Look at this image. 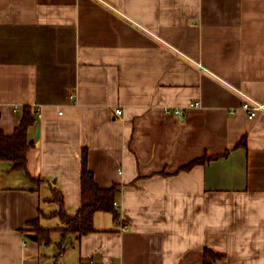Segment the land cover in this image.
Listing matches in <instances>:
<instances>
[{
    "label": "crops",
    "instance_id": "0c3cea01",
    "mask_svg": "<svg viewBox=\"0 0 264 264\" xmlns=\"http://www.w3.org/2000/svg\"><path fill=\"white\" fill-rule=\"evenodd\" d=\"M241 92L264 103V0H0V129L36 118L26 171L0 161V264H53L68 237L64 264H264V114ZM83 149L119 219L29 239L62 226L54 188L76 213Z\"/></svg>",
    "mask_w": 264,
    "mask_h": 264
},
{
    "label": "trees",
    "instance_id": "16d2710c",
    "mask_svg": "<svg viewBox=\"0 0 264 264\" xmlns=\"http://www.w3.org/2000/svg\"><path fill=\"white\" fill-rule=\"evenodd\" d=\"M36 122L34 111L31 106L24 105L20 123L10 135L0 129V161H8L12 164L13 170L27 169V153L34 146V140L29 138V129ZM239 146L246 145L245 140L239 142ZM216 156L204 155L196 158L184 165L181 169L187 170L195 165L204 164L207 160L214 159ZM121 187L113 184L110 187H101L96 182L93 172L88 166V151L82 150L81 155V204L74 215L69 214L64 206L63 193L53 189L49 200L59 205L53 216L60 218L62 226L60 228H44L37 220L31 221L34 225L33 231L37 235V240L50 242L52 231H60L62 236L73 233L80 239L82 236L96 231L94 226V216L98 211L110 212L115 220L119 219V211L114 205L116 196ZM60 242L59 247L63 250ZM222 256L211 249L204 250V264H213Z\"/></svg>",
    "mask_w": 264,
    "mask_h": 264
},
{
    "label": "built area",
    "instance_id": "2783aa9c",
    "mask_svg": "<svg viewBox=\"0 0 264 264\" xmlns=\"http://www.w3.org/2000/svg\"><path fill=\"white\" fill-rule=\"evenodd\" d=\"M241 94L243 96V101L241 103V109L246 113V115L250 119L257 117L260 114H264V103L263 102L255 100L242 92ZM198 104L199 103H196V105ZM166 112L174 113L176 115H182V110L180 109H174V110L167 109ZM116 113L121 114L122 110L117 109ZM114 205L117 207L118 206L117 202H115ZM122 230H126V226L122 227ZM85 264H101V263L98 261V259L95 256H93L89 258Z\"/></svg>",
    "mask_w": 264,
    "mask_h": 264
},
{
    "label": "rangeland",
    "instance_id": "374dc122",
    "mask_svg": "<svg viewBox=\"0 0 264 264\" xmlns=\"http://www.w3.org/2000/svg\"><path fill=\"white\" fill-rule=\"evenodd\" d=\"M57 236L60 237V234L58 232H53L51 239H57ZM61 242V240H60ZM56 244L55 240H52L49 244H50V248L52 249V246H54L53 248V253H54V260H53V264H64V262L67 260L70 263H72V261H74V263H76V261L72 258V251H67L64 254H60V252H62L63 250L65 251L66 248H68V250L71 248L70 244H71V237L65 238L64 242L62 244V248H59V244ZM56 244V246H55Z\"/></svg>",
    "mask_w": 264,
    "mask_h": 264
},
{
    "label": "water",
    "instance_id": "95a60500",
    "mask_svg": "<svg viewBox=\"0 0 264 264\" xmlns=\"http://www.w3.org/2000/svg\"><path fill=\"white\" fill-rule=\"evenodd\" d=\"M39 136V133H37V137ZM27 237L29 238V239H31V240H37V235H35V234H31V233H29V234H27Z\"/></svg>",
    "mask_w": 264,
    "mask_h": 264
}]
</instances>
